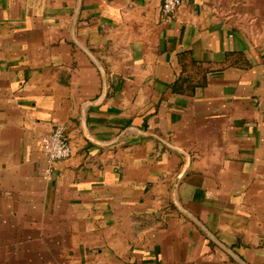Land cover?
Returning <instances> with one entry per match:
<instances>
[{
  "label": "crops",
  "instance_id": "obj_1",
  "mask_svg": "<svg viewBox=\"0 0 264 264\" xmlns=\"http://www.w3.org/2000/svg\"><path fill=\"white\" fill-rule=\"evenodd\" d=\"M162 4L0 0V264H264V0Z\"/></svg>",
  "mask_w": 264,
  "mask_h": 264
},
{
  "label": "built area",
  "instance_id": "obj_2",
  "mask_svg": "<svg viewBox=\"0 0 264 264\" xmlns=\"http://www.w3.org/2000/svg\"><path fill=\"white\" fill-rule=\"evenodd\" d=\"M183 0H163L161 14L166 20H171L182 6ZM41 149L46 155L50 165L47 175L50 174L52 165L57 161L66 160L71 156L72 148L66 139V131L62 126H55L41 138Z\"/></svg>",
  "mask_w": 264,
  "mask_h": 264
}]
</instances>
